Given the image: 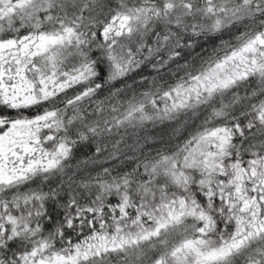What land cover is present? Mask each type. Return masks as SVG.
<instances>
[{"label":"snow or ice","instance_id":"snow-or-ice-1","mask_svg":"<svg viewBox=\"0 0 264 264\" xmlns=\"http://www.w3.org/2000/svg\"><path fill=\"white\" fill-rule=\"evenodd\" d=\"M0 264H264V0H0Z\"/></svg>","mask_w":264,"mask_h":264},{"label":"trees","instance_id":"trees-1","mask_svg":"<svg viewBox=\"0 0 264 264\" xmlns=\"http://www.w3.org/2000/svg\"><path fill=\"white\" fill-rule=\"evenodd\" d=\"M212 43H218V40H213L210 42H201L200 45L197 46L194 50L191 51V54L189 55L188 53H185V55L188 56L189 59H192L193 57H196L198 53H201V49L203 48H208L210 50L211 44ZM144 75H154L152 73L150 68H145L141 70ZM136 75L137 80L139 79V74H134ZM131 83V80L128 81ZM117 86H120L119 83ZM143 135H149V136H155L157 139L155 141H149L148 144L145 145V153L153 152L156 148L162 147V144L160 143V137L163 136L165 140L168 139L167 134H166V129L164 126H159L157 128H150L146 133H143ZM131 142V141H130ZM87 150H81L77 152V158H83L84 152ZM90 154V153H89ZM129 155H132V153H129ZM115 163V162H113ZM122 168H129L131 167V162L125 161L124 165L121 166Z\"/></svg>","mask_w":264,"mask_h":264}]
</instances>
